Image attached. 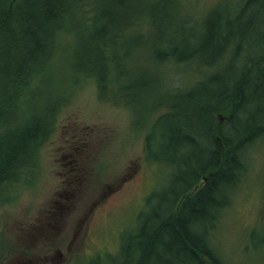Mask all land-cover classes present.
Segmentation results:
<instances>
[{
    "label": "trees",
    "instance_id": "trees-1",
    "mask_svg": "<svg viewBox=\"0 0 264 264\" xmlns=\"http://www.w3.org/2000/svg\"><path fill=\"white\" fill-rule=\"evenodd\" d=\"M89 1L0 0V129L4 108L17 107L15 95L28 92L27 117H13L0 130V190L17 181L49 140L72 89L93 79L100 100L122 98L140 113L147 105L165 108L149 125L143 161L167 173L168 180L151 197L148 212L140 214L116 264H227L214 252L209 234L244 182L248 149L264 137V0H241L225 11L215 7L199 22L197 35L195 21L183 20L170 6L148 9L143 0H91V6ZM140 20L162 33L157 42L165 50L153 52L163 71L159 79L127 75L111 47L117 34ZM167 26L181 36H166ZM59 34L73 37L62 52ZM127 39L129 46L137 40ZM56 59L69 62L59 84ZM195 62L200 67L193 65L190 83L174 86L170 79L169 89L160 83L163 63L191 67ZM134 88L149 90L130 101L126 93Z\"/></svg>",
    "mask_w": 264,
    "mask_h": 264
},
{
    "label": "rangeland",
    "instance_id": "rangeland-1",
    "mask_svg": "<svg viewBox=\"0 0 264 264\" xmlns=\"http://www.w3.org/2000/svg\"><path fill=\"white\" fill-rule=\"evenodd\" d=\"M143 1L148 9L170 6L183 20L189 17L195 21L194 35L200 32L199 22L209 11L215 7L220 11L237 8L241 2ZM89 3L92 6L91 0ZM140 10L141 7L137 8ZM95 21L100 26L96 17ZM154 23L156 27L157 22ZM153 29L146 20H140L111 41L114 53L121 56L118 60L121 69L127 75L141 73L147 79H159L163 72L156 68L153 53L165 50L157 42L162 33ZM180 32L172 35L170 26L164 27L169 37L178 38ZM260 33L264 34L263 27ZM129 35L137 38L130 46ZM72 43L71 34H59V51ZM125 52L127 56H122ZM57 60L60 70L56 68L53 74L59 84L68 72L69 62ZM171 64L163 63L165 78L160 83L164 81L165 89L170 88V79L174 86L193 80L196 62L191 67ZM123 77L120 76V81ZM148 90L134 88L133 93L127 91L126 97L131 101ZM27 93L15 95L17 107L4 108V125L0 130L7 129L13 117L19 119L23 114L27 117ZM59 93L56 91L54 96ZM155 94L151 90L148 96L152 98ZM121 101L122 98L117 102L100 100L93 79H86L72 89L69 103L57 114L49 140L17 181L0 190V264H116L120 261L124 242L136 231L140 214L148 212L153 204L151 197L168 180L167 173L143 161L149 125L165 111L164 104L150 108L147 105L140 113L138 107L123 105ZM245 163L248 173L244 182L214 223L209 241L214 252L227 264H264V137L248 149Z\"/></svg>",
    "mask_w": 264,
    "mask_h": 264
}]
</instances>
